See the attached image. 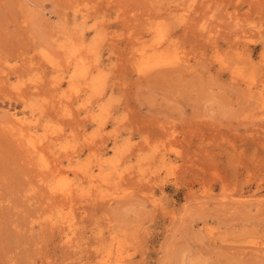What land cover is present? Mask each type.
<instances>
[{
  "label": "rangeland",
  "instance_id": "1",
  "mask_svg": "<svg viewBox=\"0 0 264 264\" xmlns=\"http://www.w3.org/2000/svg\"><path fill=\"white\" fill-rule=\"evenodd\" d=\"M0 264H264V0H0Z\"/></svg>",
  "mask_w": 264,
  "mask_h": 264
},
{
  "label": "bare ground",
  "instance_id": "2",
  "mask_svg": "<svg viewBox=\"0 0 264 264\" xmlns=\"http://www.w3.org/2000/svg\"><path fill=\"white\" fill-rule=\"evenodd\" d=\"M99 28V27H98ZM103 71V70H102ZM95 75V74H94ZM14 127V126H13ZM21 130V129H20ZM22 131V130H21ZM24 133V132H23ZM49 163V162H48Z\"/></svg>",
  "mask_w": 264,
  "mask_h": 264
}]
</instances>
